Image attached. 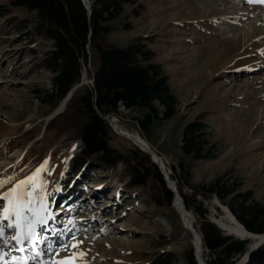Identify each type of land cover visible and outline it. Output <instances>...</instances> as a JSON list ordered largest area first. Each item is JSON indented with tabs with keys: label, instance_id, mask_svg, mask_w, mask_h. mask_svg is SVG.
Here are the masks:
<instances>
[{
	"label": "rangeland",
	"instance_id": "1",
	"mask_svg": "<svg viewBox=\"0 0 264 264\" xmlns=\"http://www.w3.org/2000/svg\"><path fill=\"white\" fill-rule=\"evenodd\" d=\"M135 3L138 6L128 5L112 22L114 30L108 37L118 46L142 38L154 52L153 62L167 76L178 105L170 119L154 125L149 141L134 120L140 111L119 110L108 116L144 138L162 157L170 175H175V182L181 181L177 165L182 162L189 166L191 186L227 176L240 184V190L250 189L253 198L264 205V38L259 31H264V2ZM0 10L5 11L0 16V179L14 177L42 155L43 164L29 177H34L35 192L47 212L55 216L56 227L69 232L55 244L67 241V248L45 253L40 264H150L158 257L166 264H190L192 235L183 229L172 205L159 207L154 201L152 179L145 186L126 190L123 163L111 173L100 169L84 178L62 176L82 142L71 131L43 134L50 114L45 113L48 107L37 95L51 88V74L41 63L52 41L32 30L34 11L13 7L10 0H0ZM87 73L91 74L84 69L88 83ZM199 114L217 150L213 158L193 161L179 147L185 126ZM28 131L32 132L27 136ZM112 133L111 146L123 152L131 147L130 140ZM43 135L44 142L36 146ZM19 137L21 141H13ZM19 182L13 185L11 180L0 188V198ZM183 191L189 193L190 189L183 186ZM217 201L216 197L204 200L211 221L222 215ZM7 207L8 200L0 199V212ZM34 209L44 213L40 205ZM187 212L197 229L196 216ZM7 223L0 220V224ZM15 233L5 230L8 242ZM72 233L75 239L70 238ZM77 241L83 243L73 247ZM8 242H0V254ZM204 253L210 256L203 247Z\"/></svg>",
	"mask_w": 264,
	"mask_h": 264
},
{
	"label": "trees",
	"instance_id": "2",
	"mask_svg": "<svg viewBox=\"0 0 264 264\" xmlns=\"http://www.w3.org/2000/svg\"><path fill=\"white\" fill-rule=\"evenodd\" d=\"M89 1L91 13L88 17L81 0H10L13 7L28 13L34 11L32 30L52 41V48L41 63L51 74V88L37 95L48 107L46 114H51L81 82L83 70H89V61L94 75V87L88 83L78 86L64 111L45 125L43 134L71 131L72 137L82 142L79 152L68 159L63 177H89L100 169L111 173L118 163H123L126 181L122 182L126 190L145 186L152 179L154 201L159 207H168L172 203V192L157 166L132 142L125 152L111 146L113 133L103 117L118 114V102L140 111L134 120L138 131L149 141L154 125L175 114L178 100L161 66L153 62L154 52L142 38L118 46L108 37L114 30L112 22L124 14L127 6H138L135 0ZM0 16H5L4 10H0ZM123 26L128 28L127 24ZM87 76L91 79V74ZM44 135L36 146L44 142ZM21 140L19 137L13 141ZM179 149L193 161L213 158L212 153L217 149L201 114L185 126ZM44 159L42 155L37 156L22 172L15 174L12 182L28 178ZM177 167L181 180L176 182L178 193L185 209L196 216V230L202 236L203 247L210 253L208 257L203 254L206 264H236L247 251V241L225 235L210 220L204 200L216 197L247 231L254 234L264 233V205L253 198L250 189L240 190V184L230 177L221 175L207 185L191 186L189 166L179 162ZM170 178L174 180L175 175L171 174ZM183 186L189 187L190 192H184ZM25 187L35 191L32 181L23 185ZM188 260L196 264L193 248L189 250ZM150 264L166 263L158 257ZM245 264H264V245L250 253Z\"/></svg>",
	"mask_w": 264,
	"mask_h": 264
},
{
	"label": "snow or ice",
	"instance_id": "3",
	"mask_svg": "<svg viewBox=\"0 0 264 264\" xmlns=\"http://www.w3.org/2000/svg\"><path fill=\"white\" fill-rule=\"evenodd\" d=\"M249 2H264V0H249ZM43 167V166H42ZM41 171L38 169L37 172ZM13 177H8L7 180L0 179V188H3L4 185L10 182ZM34 177H28L26 180L20 181L9 193H6L2 198L3 200H8L9 207L4 208L0 212V220L10 221L7 224H0V242H8L5 235L6 229H14L16 235H13L11 239L16 242L17 245L25 246H34L40 237L37 236V239H33V236H36L35 229L37 226L43 228L48 225L49 220H55V216L48 215L46 205L44 204L43 199L39 196L37 192L33 190L32 187L21 188V185H27L29 181H33ZM42 189V186H41ZM40 205V209L43 210L44 215L32 207L33 201ZM47 216V219L45 218ZM10 217H15L14 220H10ZM71 223V221H69ZM27 228V231L24 229ZM52 234L60 236L61 233L57 232L55 229H52ZM75 233L71 234V239H75ZM83 243L82 241H77V244H74L73 247H76L78 244ZM67 241H63L58 245L50 244L47 251L55 254L59 248H67ZM23 251V249H18ZM42 252H37L36 257L41 256ZM4 255L0 254V261L4 259ZM35 258V257H31Z\"/></svg>",
	"mask_w": 264,
	"mask_h": 264
},
{
	"label": "water",
	"instance_id": "4",
	"mask_svg": "<svg viewBox=\"0 0 264 264\" xmlns=\"http://www.w3.org/2000/svg\"><path fill=\"white\" fill-rule=\"evenodd\" d=\"M82 4L84 5L86 12H87V16H90L91 13V2L89 0H81ZM90 59V58H89ZM88 69L91 72V79L88 81V83L94 87V75L92 73L91 67H90V61L88 63ZM87 83L86 80H81L80 83H78L77 85H75L68 93L67 95L63 98V100L60 102L59 106L47 117L46 119V123L47 124L51 119H53L54 117H56L57 115H59L60 113H62L65 109V106L67 104V102L69 101L70 97L72 96L73 91L80 85ZM104 120L107 122V124L109 125V127L111 128V130L116 133V134H121L122 136H124L126 139L131 140L132 143L137 146L142 152L147 153L149 155V158L151 160V162L153 164H155L157 166V168L159 169L160 173L163 176V180L165 182L166 187L172 192V206L175 208L174 206V200H177L179 205L181 206V209H185L184 203L182 198L180 197L178 190H177V185L176 182L174 180H172L170 178V172H168V170H166L164 164L162 163V157L156 152L154 151L152 148H150L149 146H147L146 144L140 143L138 141L137 138H130L126 133L122 132L121 129L119 128V126L114 125L113 122L111 121V117L110 116H106L103 117ZM217 203V207L219 210H222V205L219 203V201L216 202ZM225 209L229 212L230 210L228 209L227 206H224ZM187 210L185 209V212ZM189 214V213H188ZM190 216V214H189ZM233 216V215H232ZM234 217V216H233ZM235 218V217H234ZM192 222V220H190ZM220 230H222V228L215 222L212 221ZM243 227V225H241ZM183 228L185 231H188L191 235H197V237L199 238V245L203 244L202 241V236L201 234L194 228L192 227V224L189 225H184L183 224ZM244 228V227H243ZM246 230V229H245ZM247 231V230H246ZM225 235L230 236V233H226L223 232ZM248 234H253L252 232L247 231ZM233 236V235H231ZM238 238V237H236ZM242 241H247V251L241 256V258L239 259L237 264H245L248 261L249 255L250 253H252L253 251L257 250L259 247H261L262 245H264V237L256 242L253 243H249L248 239H244V238H238ZM205 251L207 252V248H204ZM200 250L199 251H195L193 252V256H194V260L196 262V264H206V261L201 259L200 257Z\"/></svg>",
	"mask_w": 264,
	"mask_h": 264
},
{
	"label": "bare ground",
	"instance_id": "5",
	"mask_svg": "<svg viewBox=\"0 0 264 264\" xmlns=\"http://www.w3.org/2000/svg\"><path fill=\"white\" fill-rule=\"evenodd\" d=\"M259 31H260V33H262V35L260 37L264 38V31H263V29L261 28ZM252 42L254 44V43H256V40H253ZM81 80H85L84 79V75H82ZM111 121L113 122L114 125L119 126V128L121 129V131L124 132V133H126L131 139L135 137V138L138 139V141L140 143H143V144H146L147 146H149L148 143L144 139H142V137L137 132H135V131H127L125 128H123V126L121 124H119L117 122V120H115V118H111ZM119 135L122 136L121 134H119ZM162 163L164 164V162H162ZM164 166H165V164H164ZM165 168H166V166H165ZM216 205H217V203H216ZM174 206H175V208L173 206L172 207L174 208V210L176 211V213L181 218L182 227H183V224L184 225L192 224V222L190 221L191 218L189 217L188 212L187 211L185 212V209H183V210L181 209V206L179 205V203H178L177 200H174ZM222 207H223L222 210H221L222 215L220 216V218L215 219V222L222 228V231L223 232L230 233L234 237L248 239V242L249 243H253V242L259 241V240H261L264 237V233H262V234H257V233H255V234L254 233L253 234H248L247 231L245 230V228H243L241 226V224L232 216V214L229 213L225 209V207L223 205H222ZM192 227H193V225H192ZM192 248L194 249L193 252L200 250V253H201L200 254V257H201V259H203V246H202V244L199 245V238L197 237V235H192Z\"/></svg>",
	"mask_w": 264,
	"mask_h": 264
},
{
	"label": "built area",
	"instance_id": "6",
	"mask_svg": "<svg viewBox=\"0 0 264 264\" xmlns=\"http://www.w3.org/2000/svg\"><path fill=\"white\" fill-rule=\"evenodd\" d=\"M125 111L126 113L127 112H131L133 113L134 110L132 108H128V107H125L121 102H118V111Z\"/></svg>",
	"mask_w": 264,
	"mask_h": 264
}]
</instances>
